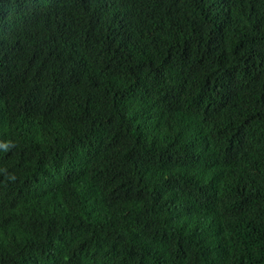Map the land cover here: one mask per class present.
Returning <instances> with one entry per match:
<instances>
[{
    "label": "trees",
    "instance_id": "16d2710c",
    "mask_svg": "<svg viewBox=\"0 0 264 264\" xmlns=\"http://www.w3.org/2000/svg\"><path fill=\"white\" fill-rule=\"evenodd\" d=\"M0 264H264V0H0Z\"/></svg>",
    "mask_w": 264,
    "mask_h": 264
}]
</instances>
